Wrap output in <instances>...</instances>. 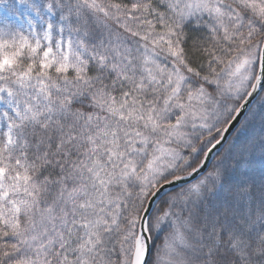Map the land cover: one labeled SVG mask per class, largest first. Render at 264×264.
I'll return each instance as SVG.
<instances>
[{
  "label": "snow or ice",
  "instance_id": "obj_1",
  "mask_svg": "<svg viewBox=\"0 0 264 264\" xmlns=\"http://www.w3.org/2000/svg\"><path fill=\"white\" fill-rule=\"evenodd\" d=\"M257 120L264 0H0V264H264Z\"/></svg>",
  "mask_w": 264,
  "mask_h": 264
},
{
  "label": "trees",
  "instance_id": "obj_2",
  "mask_svg": "<svg viewBox=\"0 0 264 264\" xmlns=\"http://www.w3.org/2000/svg\"><path fill=\"white\" fill-rule=\"evenodd\" d=\"M249 137L255 138L259 142L260 138L264 136V125L257 120L249 129ZM248 137H242L240 143H245ZM258 155V153H257ZM264 177V165H261L259 160L252 162L251 164H245L240 167L231 178V185L235 188L237 185L244 182H255L256 186L253 188V196L259 198L258 186L261 182V178Z\"/></svg>",
  "mask_w": 264,
  "mask_h": 264
},
{
  "label": "water",
  "instance_id": "obj_3",
  "mask_svg": "<svg viewBox=\"0 0 264 264\" xmlns=\"http://www.w3.org/2000/svg\"><path fill=\"white\" fill-rule=\"evenodd\" d=\"M253 103L255 104V103H256V101H253Z\"/></svg>",
  "mask_w": 264,
  "mask_h": 264
}]
</instances>
